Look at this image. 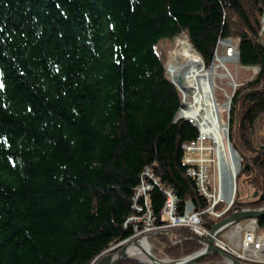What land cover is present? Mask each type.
Instances as JSON below:
<instances>
[{
	"label": "trees",
	"instance_id": "16d2710c",
	"mask_svg": "<svg viewBox=\"0 0 264 264\" xmlns=\"http://www.w3.org/2000/svg\"><path fill=\"white\" fill-rule=\"evenodd\" d=\"M263 19L264 0H0V264L109 253L133 235L125 223L145 167L162 186L150 192L156 224L164 189L204 207L181 154L197 130L173 122L181 94L158 49L180 34L205 68L220 39H238L239 61L260 67L234 93L228 137L263 196L250 208L264 207V151L250 141L264 146ZM160 242L154 253L172 260L203 244L186 230Z\"/></svg>",
	"mask_w": 264,
	"mask_h": 264
},
{
	"label": "bare ground",
	"instance_id": "6f19581e",
	"mask_svg": "<svg viewBox=\"0 0 264 264\" xmlns=\"http://www.w3.org/2000/svg\"><path fill=\"white\" fill-rule=\"evenodd\" d=\"M174 40H175V49L168 53L167 63H166V66L164 68L165 74H166L168 80L173 83L175 88L177 87L180 90L179 91L176 88L179 91V93L181 94L180 95L181 96L180 107L175 114L173 122L177 123L179 121H185L189 125H191L192 127L195 126L196 128L195 127L194 128L196 130L199 129V127H200V129L203 128L204 122L210 123V124L215 123L216 127L217 126L219 128L221 127V129L225 128V135H226V133H229V119L227 121L224 119H220L218 117L219 110L217 109L218 102L216 99V91H219L221 93H222V91L219 88L216 89L215 86H217V82L221 83L220 81H222L225 84H227V83L230 84L229 85L230 87H228V91H226V93L231 92L232 98H231V100H229L224 95L225 101H224L223 105L227 102H230L229 109L231 110L232 100L234 97V93L236 92V89H237V87L234 85H242V84L250 82L254 77H256L259 74L260 67L257 65L242 64L239 61V52H238L239 40L238 39H231V40L235 41L236 44H232L231 42H229L230 46H231V50L229 52H227V48L229 47V43L224 42L226 39L218 40V41L224 42V43H222V47H224L226 49L227 54L226 55L217 54V55H219V56H217L218 58H214V55H216V49H217V47H215V49L213 51V59L211 62V64H214V66L212 68H210L209 70H206L203 68L202 60L192 50L191 44L188 42L187 38L183 34L176 36L174 38ZM230 66H232V68H233L232 71H230V69H229ZM226 69H228L233 74L231 80H228L227 78H225L224 74L222 73V71H224ZM244 71L247 73L246 75H249L246 80H242V73H244ZM183 97L185 98V102H183ZM191 98L193 99L192 102L190 101ZM220 108H221V106H220ZM220 111L224 112V110L222 108L220 109ZM227 125H228V131H227ZM215 134H216V132H215ZM217 135L219 136V131H217ZM224 139H225L224 142L226 144L228 143L230 146L229 155H228V157L224 156L226 159L222 158L225 163L223 162V165L220 166V173L216 174V176L226 173L225 174L226 177H231V178L234 177L236 179V183L239 181V179L246 180V181L250 180L252 177H254V174L251 173L250 178H245V174H246L247 170L250 169L249 167H247L245 172L243 174H241L243 165H247V164L242 162V158L240 157L238 151L232 147V145L229 141L228 135H227V138L225 137ZM250 141L253 142V136H251ZM256 141L257 140H255V142ZM192 143H196V138L187 142V143H184L183 145H181L182 160L184 158L183 153H182V148H187ZM254 143H253V145H254ZM215 173H216V169L212 168V174H215ZM185 177L188 180H190L191 182H193L199 199H201L203 204H205L206 206L204 205V207H202V206L198 207L195 204V202L193 203L191 201L185 202L184 205L186 203H190V205L193 206L192 208H193L194 214L199 215L201 220L204 221L205 228H206V224L211 222V221L218 223L221 220L228 218L231 215L232 210L236 207L237 201L241 200V201L245 202L244 199L247 197V194H248V192H245L243 195H241L240 197L237 198V189L239 186L236 185V193H234L233 198L231 200H228V198H229L228 193L223 195L222 198L219 200H217L216 198L215 199H207L202 194V192L199 191V189L197 188V186H198L197 178L195 176L186 174V169H185ZM141 184H146V185L150 186L151 189L162 188L159 180L157 179V177L153 173V170L151 169V167H145L144 168V171L140 177L139 185H141ZM242 187H243V185H242ZM166 190H168L167 192H172V194L175 195V193L171 189H164L162 192L164 193V191H166ZM259 195H261V194L259 193ZM133 198H136V188L134 191V195L132 197V209L134 211V215L132 217H130L125 223V227H127L128 225L131 226V228H132L131 230L133 232V235L130 238L126 239L125 241L118 243L114 247L113 251L112 250L110 251V253H114L115 251L119 250L122 246H125L126 244L137 239L136 238L137 232L143 229V227H141L140 225H135V223L132 222V219L141 218L144 215V210L140 209V206H142L141 202L139 203V205H140L139 206L138 204H135L133 202ZM167 199L169 202V206L176 208L175 214L181 215L185 209L184 205H180L179 201L172 202V200L170 198H167ZM164 202H165V196H164ZM252 203H257V201H251L250 205H252ZM136 207L138 209H136ZM241 208H244V207L241 206ZM162 211H163V206H162ZM162 211H161V213H162ZM220 212L223 213V215L219 219L213 218V215L215 213H220ZM228 213H230V214L227 216ZM204 219H206L207 221H205ZM162 220H163V217L161 216V220H160L161 222H160L159 226H164V224L162 223ZM246 220H253L254 241H262V234H264V233H260L258 231L257 219H246ZM246 220H242V221L230 226L229 228H227L220 235L219 241L224 242V240L222 239L223 234L226 233L228 230H231L232 227L235 225H240V226L244 225L246 223ZM156 222L157 221L155 220V224H156ZM156 225H158V224H156ZM184 230H186V229H184ZM208 233H209V231H208ZM192 237H195L197 239L205 241L204 240L205 237L203 239L198 238V237L193 236V235H192ZM240 241L242 242L243 238H241ZM218 250L220 251V249H218ZM131 251H133V250H131ZM224 255H226V254H224ZM227 256H229V255H227ZM229 257H231V256H229ZM231 258H233V257H231ZM162 259H165V257H163ZM234 259L237 260L236 258H234ZM129 261H131V260H129ZM238 261L244 262V260H238ZM125 262H127V261H125ZM218 262H220V260ZM122 263H124V262H122ZM245 263H247V262H245ZM251 264H255V263H251ZM258 264H264V261L260 262Z\"/></svg>",
	"mask_w": 264,
	"mask_h": 264
},
{
	"label": "built area",
	"instance_id": "2783aa9c",
	"mask_svg": "<svg viewBox=\"0 0 264 264\" xmlns=\"http://www.w3.org/2000/svg\"><path fill=\"white\" fill-rule=\"evenodd\" d=\"M224 42L236 44L235 41L231 39H226ZM224 42L218 41L214 58H218L217 56L219 55L217 54L226 55L227 52L231 50L229 43L226 52V49L222 47V43ZM213 66L214 64H211L206 70H209ZM222 73L228 80L232 79L233 74L228 69L222 71ZM220 82L221 83H219V85L217 84L215 88L221 89L223 95L231 100L232 93H226L230 84H225L222 81ZM234 86L238 87L240 85ZM183 102H185L184 97ZM217 106V109L219 110L218 117L224 119L223 116L225 115L226 120L228 121L230 102H227L224 105L218 104ZM220 106L224 112L220 111ZM203 124V128L200 129L199 127V129H197L196 143H192L187 148H182L184 156L182 163L185 166L186 174L197 178V188L207 199L216 198L219 200L223 195L228 193V200H231L234 193H236V179L234 177H226V173L216 176V174L220 173V166L223 165L224 160L222 158L226 159L224 156L228 157L229 155L230 146L228 143L226 144L224 142V138H227L228 133L225 135V128L221 129V127H216L215 123L210 124L204 122ZM217 131H219V136L217 135ZM212 168L216 169L215 174H212ZM151 191L152 189L150 186L146 184L138 185L136 187V198H133L135 204L139 205L141 202L142 206L139 205L140 209L144 210L143 217L137 218L142 223V231L145 232L152 230L151 232H157L171 229H186L193 236L201 239L208 235V230L204 226V221L201 220L199 215L194 214L193 206L190 205V203L184 205L185 209L181 215L175 214L176 208L169 206L167 198H170L172 202H177L178 199L172 194V192H167L168 190L163 193L165 196V202L163 203V211L161 213V216L166 220V223L164 226H157L155 224L156 219L150 210ZM136 209L138 208L136 207ZM222 215L223 213L221 212L215 213L213 218L219 219ZM132 222H135V220L132 219ZM241 238H243L242 242L240 241ZM219 239L220 238L215 241L214 246L226 255L236 258L237 260H244V262L247 263L258 264L264 261V234H262V241H254L253 220H246V223L241 226H233L231 230H228L223 234L222 239L224 242L219 241Z\"/></svg>",
	"mask_w": 264,
	"mask_h": 264
},
{
	"label": "water",
	"instance_id": "95a60500",
	"mask_svg": "<svg viewBox=\"0 0 264 264\" xmlns=\"http://www.w3.org/2000/svg\"><path fill=\"white\" fill-rule=\"evenodd\" d=\"M262 25L263 27L258 36V44L264 50V43L262 41V36L264 33V19L262 20ZM171 84L173 85L172 82ZM251 145L252 149L256 153L264 151V146L261 145L258 141H256L254 145L253 142H251ZM246 164L247 165H243L241 174H243L246 168L249 167V164ZM246 182L247 181L244 180L242 183L245 186L246 192H248L247 197L244 199L245 202L241 200L237 201L236 207L232 210L231 215L228 218H225L220 222L215 223L211 227L208 235H206L204 239L205 246L202 247L199 251L177 260H172L168 258H158L153 252V245L155 243L154 238L159 233L152 235L145 234L141 237H138L134 241L126 244L125 246H122L119 250L115 251L114 253H110L95 259L92 264H121L122 262L129 260L139 264H198L201 260L206 259L208 257L220 258V262L212 264H251L240 262L238 260H235L234 258L224 255L214 246L215 241L230 226L246 219L260 220L264 218V207L258 209L250 208L251 201H257V203H260L263 197L259 195V192L253 189L252 187H247ZM241 206H243L244 208H241ZM130 249L133 251H131Z\"/></svg>",
	"mask_w": 264,
	"mask_h": 264
},
{
	"label": "rangeland",
	"instance_id": "374dc122",
	"mask_svg": "<svg viewBox=\"0 0 264 264\" xmlns=\"http://www.w3.org/2000/svg\"><path fill=\"white\" fill-rule=\"evenodd\" d=\"M264 35V34H263ZM263 37V36H262ZM159 51H161V53H163V55H164V57H165V65H164V68H165V66H166V63H167V55H168V53L170 52V51H172V50H174L175 49V40L173 39V41H171L170 43H160L159 44ZM229 69H230V71H232L233 70V68H232V66H230L229 67ZM247 73L244 71V73H242V80H246L247 79V77L249 76V75H246ZM217 84L219 85V82H217ZM227 91H228V89H227ZM216 99H217V102H218V104H220V105H222L223 103H224V101H225V98H224V95H223V93H221V92H219V91H216ZM190 101L192 102L193 101V99L191 98L190 99ZM223 118L226 120V116L224 115L223 116ZM134 195V194H133ZM134 220H135V225H140L141 227H142V223L137 219V218H134ZM162 223L163 224H165L166 223V220L163 218V220H162ZM159 225V224H158ZM157 225V226H158ZM143 230V229H142ZM142 230H140V231H138L137 232V237L136 238H138V237H141V236H143V235H145V234H148V235H152V234H156V233H159L157 236H155V238H154V242H155V244L153 245V251H155L156 249H159L160 247H161V245L162 244H160L161 242H160V239H166L167 237L169 238V237H171V236H173V234H176L177 232H179V231H181V230H184V229H178V230H173V229H171V230H164V231H157V232H151L152 230H149V231H142ZM150 232V233H149ZM188 233H189V235H191L192 236V234L189 232V231H187ZM202 246H205V242L203 241V244H202ZM114 249V248H113ZM113 249H111L112 251H113ZM110 250V251H111ZM110 251H109V253H106V254H104V255H107V254H110ZM159 251L160 252H162L160 249H159ZM158 251V252H159ZM104 255H102V256H104ZM101 257V256H100ZM99 258V257H98Z\"/></svg>",
	"mask_w": 264,
	"mask_h": 264
}]
</instances>
